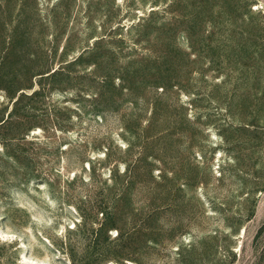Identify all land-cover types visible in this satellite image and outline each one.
<instances>
[{
  "label": "rangeland",
  "instance_id": "rangeland-1",
  "mask_svg": "<svg viewBox=\"0 0 264 264\" xmlns=\"http://www.w3.org/2000/svg\"><path fill=\"white\" fill-rule=\"evenodd\" d=\"M264 264V0H0V264Z\"/></svg>",
  "mask_w": 264,
  "mask_h": 264
},
{
  "label": "bare ground",
  "instance_id": "bare-ground-1",
  "mask_svg": "<svg viewBox=\"0 0 264 264\" xmlns=\"http://www.w3.org/2000/svg\"><path fill=\"white\" fill-rule=\"evenodd\" d=\"M30 263L31 264H42V262L39 261L38 259H32V260H30Z\"/></svg>",
  "mask_w": 264,
  "mask_h": 264
}]
</instances>
